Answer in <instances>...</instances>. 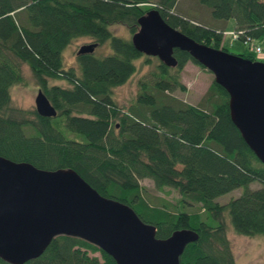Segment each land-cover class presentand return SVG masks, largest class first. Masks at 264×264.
<instances>
[{
	"label": "trees",
	"instance_id": "1",
	"mask_svg": "<svg viewBox=\"0 0 264 264\" xmlns=\"http://www.w3.org/2000/svg\"><path fill=\"white\" fill-rule=\"evenodd\" d=\"M176 1L0 0V155L44 169L72 168L101 195L128 204L154 224L157 237L182 227L195 230L197 238L184 246L178 264H235L222 216L227 214L236 233L264 235V164L231 122L226 91L212 80L198 104L172 95L184 88L179 79L183 64L197 63L173 48L176 65L156 59L150 77L137 81L127 105L112 97V88L136 70L135 60L143 56L149 63L152 56L108 26L121 24L131 34L148 8L195 41L226 50L221 25L186 18L174 10ZM194 1L208 8L213 20L232 18L237 39L245 44L239 54L264 61L263 0ZM78 36H88L96 46L108 40L111 51L102 56L79 53L76 68L64 66L61 51ZM21 63L55 108L54 116L33 110L30 119L9 106V88L22 79ZM55 79L66 85L49 83ZM141 178L178 195L173 201H152ZM251 181L258 186L249 188ZM237 186H244L237 196L214 200ZM0 264L9 263L0 259ZM22 264L115 262L96 245L59 234Z\"/></svg>",
	"mask_w": 264,
	"mask_h": 264
},
{
	"label": "water",
	"instance_id": "2",
	"mask_svg": "<svg viewBox=\"0 0 264 264\" xmlns=\"http://www.w3.org/2000/svg\"><path fill=\"white\" fill-rule=\"evenodd\" d=\"M130 42L140 53L175 66L173 48L186 51L208 69L227 93L229 118L241 138L264 164V61L199 43L169 25L154 7L136 19ZM94 42L75 53L92 52ZM34 110L56 111L37 87ZM128 204L101 195L69 167L44 169L0 155V259L22 264L37 257L56 235L79 237L112 257L115 264H178L184 246L197 238L191 228L155 236Z\"/></svg>",
	"mask_w": 264,
	"mask_h": 264
},
{
	"label": "rangeland",
	"instance_id": "3",
	"mask_svg": "<svg viewBox=\"0 0 264 264\" xmlns=\"http://www.w3.org/2000/svg\"><path fill=\"white\" fill-rule=\"evenodd\" d=\"M174 10H178V12L180 11L181 14L188 19L206 24H208L207 22L214 21V25H221L223 28L221 46H223V48H225L228 52L234 54L242 52L245 44L237 38H232L230 34V32L233 31L234 25L232 18H227L225 20H213L209 16V9L194 0H177ZM209 18L212 21L209 20ZM108 28L113 34L126 38L130 36L126 27L121 24H111ZM90 41L91 39L88 36H78L71 39L61 51L62 64L64 66H73L76 68V49L82 44L90 43ZM110 51L109 42L106 40L100 45L94 47L93 54L96 56H102L108 54ZM144 59L145 58L143 56L137 58L135 60L136 70L134 73H132L124 82L112 88V97L117 104L127 105L135 95L137 90V81L139 79H148L150 77L149 72L153 70L154 63L157 58L152 56L149 63H145ZM19 69L22 79L18 83L12 84L9 88V106L20 109L23 111L25 117L33 119V98L38 86L26 64L21 63ZM179 79L183 83L184 88L174 89L171 91V94L186 103L198 104L202 100L209 83L213 80V75L208 69L198 63H195L192 60H187L180 70ZM49 83L66 85L64 80L56 79L49 80ZM139 182L144 187L148 198L152 201L158 200V197H164L173 201V199L178 195L176 190L169 187H164L162 189L156 188L149 178H141L139 179ZM255 186H258L256 181L248 183L249 188H254ZM243 188L244 186L234 187L222 194H219L214 198V200L218 202H225L229 198L237 196ZM185 207L188 210L193 209V206L190 205H186ZM226 216L223 214L222 219L225 222V225H227L226 237L229 240L235 264H264V235L236 233L231 228L228 216ZM91 254L97 255L98 253L92 252Z\"/></svg>",
	"mask_w": 264,
	"mask_h": 264
},
{
	"label": "built area",
	"instance_id": "4",
	"mask_svg": "<svg viewBox=\"0 0 264 264\" xmlns=\"http://www.w3.org/2000/svg\"><path fill=\"white\" fill-rule=\"evenodd\" d=\"M230 33H231V36H232L233 38H236L237 35H238V32H237V31H231ZM246 40H247V39H246ZM253 49H254V51H255L256 53H259V52H260V47H258L256 44L253 45Z\"/></svg>",
	"mask_w": 264,
	"mask_h": 264
},
{
	"label": "bare ground",
	"instance_id": "5",
	"mask_svg": "<svg viewBox=\"0 0 264 264\" xmlns=\"http://www.w3.org/2000/svg\"><path fill=\"white\" fill-rule=\"evenodd\" d=\"M258 47H260V46H258ZM172 54H173V51H172Z\"/></svg>",
	"mask_w": 264,
	"mask_h": 264
}]
</instances>
